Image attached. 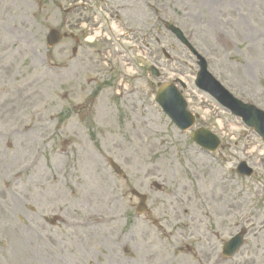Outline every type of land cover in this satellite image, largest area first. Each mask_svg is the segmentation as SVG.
<instances>
[{
  "label": "rangeland",
  "instance_id": "1",
  "mask_svg": "<svg viewBox=\"0 0 264 264\" xmlns=\"http://www.w3.org/2000/svg\"><path fill=\"white\" fill-rule=\"evenodd\" d=\"M166 23L264 110V0H0V264H264V142L195 87L196 58ZM51 31L68 37L49 47ZM178 79L216 153L156 103Z\"/></svg>",
  "mask_w": 264,
  "mask_h": 264
},
{
  "label": "water",
  "instance_id": "2",
  "mask_svg": "<svg viewBox=\"0 0 264 264\" xmlns=\"http://www.w3.org/2000/svg\"><path fill=\"white\" fill-rule=\"evenodd\" d=\"M166 28L171 31L183 44L188 46L190 50L197 55L191 44L186 40L182 31L170 24H166ZM63 36L59 31H51L47 38L49 47L57 46ZM200 60V72L197 76L196 85L203 91L213 96L222 106L229 109L234 115L243 119L247 126L252 127L262 137L264 141V112L253 105H246L231 95L224 87L217 82L214 77L208 72L207 62L200 55H197ZM150 72L155 77H160V73L154 67ZM157 102L163 108L165 113L173 120V122L182 130L187 131L195 124V118L187 109V103L174 85L167 84L163 86L157 94ZM192 139L201 147L216 151L220 147V140L213 133L199 129L191 135ZM112 168L121 176H124L122 169L115 163H111ZM237 172L241 175L251 177L253 169L247 163L243 162L239 165ZM157 188H160L156 185ZM131 194L140 200L137 208L138 213L148 212L147 196L132 190ZM243 234L238 235L224 248L225 254L231 256L242 245Z\"/></svg>",
  "mask_w": 264,
  "mask_h": 264
},
{
  "label": "bare ground",
  "instance_id": "3",
  "mask_svg": "<svg viewBox=\"0 0 264 264\" xmlns=\"http://www.w3.org/2000/svg\"><path fill=\"white\" fill-rule=\"evenodd\" d=\"M140 134H144V132H134L135 136H138ZM55 219H56V221H59L60 223H62L67 228H76L77 229V227H82V226L88 225V223H81L80 220H73L72 218H67L61 214L56 215Z\"/></svg>",
  "mask_w": 264,
  "mask_h": 264
}]
</instances>
